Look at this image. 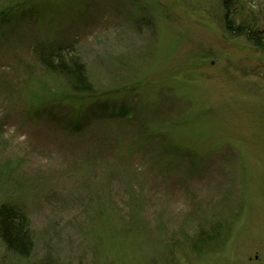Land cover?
I'll use <instances>...</instances> for the list:
<instances>
[{
    "label": "rangeland",
    "instance_id": "374dc122",
    "mask_svg": "<svg viewBox=\"0 0 264 264\" xmlns=\"http://www.w3.org/2000/svg\"><path fill=\"white\" fill-rule=\"evenodd\" d=\"M228 1L0 0V264H264V0Z\"/></svg>",
    "mask_w": 264,
    "mask_h": 264
},
{
    "label": "trees",
    "instance_id": "16d2710c",
    "mask_svg": "<svg viewBox=\"0 0 264 264\" xmlns=\"http://www.w3.org/2000/svg\"><path fill=\"white\" fill-rule=\"evenodd\" d=\"M230 5L231 3L228 0H222L224 22L226 27L231 29V21L229 20V14H227L231 9ZM237 29L236 32L239 34V28ZM252 39L254 42L259 41L255 35L252 36ZM40 60L47 71L61 75L64 78L67 91L70 94L65 97L66 99L77 100L83 94L94 92L92 82L86 74L85 65L77 58L68 57L57 50L54 54L51 52L50 56L48 54L41 55ZM0 241L13 255L23 258H27L33 250V236L28 218L16 205L6 203L0 205Z\"/></svg>",
    "mask_w": 264,
    "mask_h": 264
}]
</instances>
